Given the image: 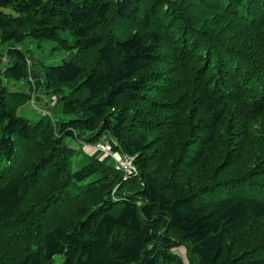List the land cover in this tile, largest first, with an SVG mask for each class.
<instances>
[{"label":"trees","instance_id":"trees-1","mask_svg":"<svg viewBox=\"0 0 264 264\" xmlns=\"http://www.w3.org/2000/svg\"><path fill=\"white\" fill-rule=\"evenodd\" d=\"M0 44V264H264V0H0ZM105 135L130 174L74 168Z\"/></svg>","mask_w":264,"mask_h":264},{"label":"rangeland","instance_id":"rangeland-1","mask_svg":"<svg viewBox=\"0 0 264 264\" xmlns=\"http://www.w3.org/2000/svg\"><path fill=\"white\" fill-rule=\"evenodd\" d=\"M130 29L129 28L126 29L125 32L126 35L129 34ZM11 46H12L11 44H4V45L0 44V53L6 54L7 49L11 48ZM57 46L58 44L52 41H45L39 45L38 43H35L32 40H28L26 41L25 44L19 45L18 48H22L29 62L32 63V65L37 64L38 66H41L42 64H44L46 66H56L62 64L64 61H69L74 55L73 52L71 51L67 52L66 50L58 49ZM6 64H7L6 60L5 61L0 60V68L6 67ZM32 72L37 73L40 71L37 67L32 69ZM33 77L35 79V76ZM29 80L31 79L29 78ZM40 82L41 81L35 79L34 84H32L33 87L34 86L38 87ZM14 89L18 91L29 92L30 83H27L26 85H22L21 83L20 84L15 83ZM43 92L44 93H42L39 90L38 93H34V99L29 101L27 105L21 107L20 110L18 111V114L30 120L36 121L45 114L44 112L50 111L48 106L49 104L55 102L56 98L50 94H45V91ZM101 139L102 140L95 145L83 144L82 142L76 141L72 138L66 140L67 144L70 147L77 150V154L73 159L75 169H77L79 165L84 163L86 161V157L89 155L98 157L100 160L104 162H108V161L113 162L114 160L117 164V169L122 168L125 170L123 164L130 167L127 163V159L125 156L113 151L111 138L108 135L103 136ZM130 160L132 161V159ZM127 171H129V169L125 170L126 173ZM175 252L180 254L186 261V251L183 247L176 249ZM62 261L63 258L59 257L57 260V264H61Z\"/></svg>","mask_w":264,"mask_h":264},{"label":"built area","instance_id":"built-area-1","mask_svg":"<svg viewBox=\"0 0 264 264\" xmlns=\"http://www.w3.org/2000/svg\"><path fill=\"white\" fill-rule=\"evenodd\" d=\"M6 60V59H5ZM4 60V61H5ZM33 100V99H32ZM34 109V108H33ZM46 115H51V113H50V111H47V112H44ZM127 159V163H128V165L130 166V167H128L127 165H125V164H123V166H124V168H125V170H127V169H129V171H127V173H131V170H133L134 168H133V166H132V163H129V162H132L129 158H126ZM129 159V160H128ZM129 161V162H128ZM122 169V168H121Z\"/></svg>","mask_w":264,"mask_h":264},{"label":"crops","instance_id":"crops-1","mask_svg":"<svg viewBox=\"0 0 264 264\" xmlns=\"http://www.w3.org/2000/svg\"><path fill=\"white\" fill-rule=\"evenodd\" d=\"M33 80H32V83L34 84V81H35V79H34V77L32 78ZM34 99V98H33Z\"/></svg>","mask_w":264,"mask_h":264}]
</instances>
